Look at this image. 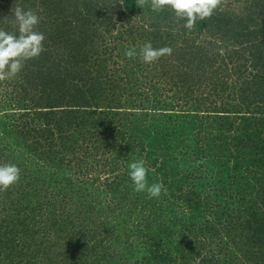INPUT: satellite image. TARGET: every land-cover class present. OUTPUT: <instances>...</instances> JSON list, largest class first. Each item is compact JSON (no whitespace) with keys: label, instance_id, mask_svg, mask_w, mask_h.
<instances>
[{"label":"trees","instance_id":"16d2710c","mask_svg":"<svg viewBox=\"0 0 264 264\" xmlns=\"http://www.w3.org/2000/svg\"><path fill=\"white\" fill-rule=\"evenodd\" d=\"M27 1L30 0H0V31L20 37L14 10L21 7L37 14L39 22L33 30L44 35L38 55L29 56L25 50L0 68V73H5L6 79L13 80V85L21 90L14 95L15 89H11L9 101L3 99L8 107H12V101L19 102L13 114L11 108L0 110V165L15 163L20 168L19 180L0 190L2 264H229L230 260L217 257L223 246L221 239L215 240L213 235L218 232V226H213L216 224L203 225L184 218L187 225L181 229L178 226L182 220L170 216L177 206L164 195L168 169L163 160L151 159L148 164L163 173L162 178L161 175L152 177L151 173L147 177L149 184L162 182L159 197L133 190L128 164L136 160L133 155L137 145L132 139L139 134L142 139L166 137L165 141H169L166 146L177 152L178 159L185 156L194 163L195 157L188 151H197V146H190V139L184 133L200 135L194 119L205 114L211 126L219 125L222 132L227 131L218 146L224 149L230 145L228 152L235 158L230 170L240 174L246 172L244 165L247 168L262 165L264 21L260 29H253L248 20L255 16H262L264 20V0H255L248 7L243 5L238 9L227 1L211 16L202 21L197 19L194 28L183 27L175 32L166 31L165 24L171 23L168 20L177 23L186 18L176 19L171 7L154 11L150 1L142 2L149 11V26L131 22L128 14L134 12L136 5L123 11L113 0L103 6L96 1L91 5L90 0H41L44 9L40 14L35 3L26 4ZM82 5L87 7V13L79 9ZM142 5H137L138 9H144ZM57 6L66 8L69 17L63 12L60 16L54 15L59 10ZM256 6L261 7V13L254 10ZM102 26L106 31L122 26L117 37L121 42L124 38L132 42L131 48L137 53L149 42L157 49L170 47L172 53L146 63L139 55L126 56L129 48L125 47L116 52L127 60L129 67H125L119 57L112 58L115 49L107 43L104 32L101 35ZM234 29L240 32H233ZM202 31H215L217 35L212 41L198 44ZM94 33L100 36L98 44L93 41L97 40ZM176 34L183 38L180 44L174 37ZM235 34L242 35L237 42ZM13 61H18V70L14 73L10 71ZM218 62L214 71L206 67ZM241 65L248 68L251 77L243 78L238 95L234 90L235 81L222 85L218 91L217 78L233 80ZM225 89H228L224 93L226 97L221 94ZM213 91L222 106L216 105L209 95ZM216 167L217 172L211 169L214 178L206 173L210 172L209 168L196 167L204 175L200 176L199 187L210 185L213 180L221 182L222 170ZM92 169L106 176L100 190L85 193ZM84 172L88 175L86 180L75 175ZM236 178L234 175L233 179ZM98 179L99 176H94L92 181ZM233 182L228 186L221 183V190L213 195L215 201L220 198L227 201L233 196ZM190 188L195 189L193 184ZM50 190H54L51 195ZM223 190L230 191L231 195L225 196ZM49 195L52 200H48ZM173 197L176 201L184 198L192 211L202 204L199 194L191 190L183 197L173 191ZM95 203L100 206L96 207ZM219 204L215 206L219 219L218 214L234 213L232 205ZM91 208L94 212L89 217ZM36 210L37 217L44 213L48 216V222L44 223L47 226L31 227L30 220L35 215L32 213ZM84 218L87 221L80 223ZM152 218L156 220L149 221ZM232 223L234 226L235 221ZM21 224L24 229L18 226ZM188 229L195 236L187 235L188 239L182 243ZM209 237L215 245L208 242ZM49 239H52L50 249L46 252L44 248ZM241 240L245 248L235 261L263 264L264 241L248 244V239L235 236L229 242L237 246ZM198 245L200 249L208 248L210 254L202 255L198 263H193L192 249H198ZM43 253L42 259L39 255Z\"/></svg>","mask_w":264,"mask_h":264},{"label":"rangeland","instance_id":"374dc122","mask_svg":"<svg viewBox=\"0 0 264 264\" xmlns=\"http://www.w3.org/2000/svg\"><path fill=\"white\" fill-rule=\"evenodd\" d=\"M13 1V0H11ZM41 0H30L27 1L26 4L29 3H35V7H36V11L40 14L42 13L41 11H43L42 9H44V7L42 8L41 5H43L42 3L40 4ZM58 1V0H56ZM94 1H96L97 3H99L100 6L106 5V3H108L111 0H90L91 5H93ZM143 1H150L151 0H113V2H118V4L116 5H121L122 10H129L132 5H136L137 8H135L134 12H131L130 14H128V16H130V20H132L131 22H135L137 25L143 23L146 26H149L151 23V20L149 19V11L146 8V4H143ZM232 2L233 6H235V9L241 8V6L244 5V7H248L249 4H253L255 0H218V4L219 6H216V8L213 10V12L218 11L219 9H221L226 2ZM142 5L144 7V9H138L137 5ZM59 10H55L53 13L54 15H59L60 13H64L67 17H69L67 15V13H65L67 10L66 8L63 7H59L57 6ZM257 7V6H256ZM55 7H52V9L54 10ZM78 8V5H77ZM82 13H87V7H82L79 8ZM164 9H169L170 10V6L165 5ZM261 7H257L254 10L260 11L261 13ZM11 10V9H8ZM63 10V11H62ZM147 10V11H146ZM51 12V10H50ZM148 12V13H147ZM129 13V12H128ZM176 14V12H175ZM245 14H247L245 12ZM262 14H264V9L262 8ZM61 15V14H60ZM59 15V16H60ZM247 16V15H246ZM176 19H182L183 16L182 15H175ZM262 16H255L254 19L248 20V24L250 23L249 27H252L253 29H260L261 24L263 23L264 20H262ZM93 19V18H92ZM115 19L117 20V16L115 17ZM115 21V20H114ZM118 21V20H117ZM173 20H168V22L171 23H167L165 24L167 26L166 31L168 32H175L177 29H182L183 27H185V20L183 19V22L178 21L177 23L172 22ZM200 21V20H199ZM122 26H116V28L114 30H108L106 31V29H104V26H102V28H99V31L101 33V35L103 36V32H104V37L107 41V43L111 46H114L113 48L115 49V52H112V58L114 57V55L116 57L117 56L116 52H118L120 49L122 48H131V43L129 42V40L127 41L126 38H124L125 40L123 42H121L122 40H119L118 34H120L122 32L121 29ZM194 28V26L192 27ZM190 30V29H188ZM90 32V30H88ZM233 32H240V29H234ZM178 34V33H177ZM177 34L174 36L175 39H178L177 44L181 43L180 39H183L179 36H177ZM201 34V36H199V38L197 39V43L198 44H202L205 43V41L209 42L212 41L213 38L217 35V33L215 31H210V32H201L199 33V35ZM188 38L190 37V33H187ZM94 36L97 37V40H93L96 44H98V42L100 41V36L96 33H94ZM117 37V38H116ZM242 35H237L235 34V38L234 40L237 42L239 41ZM115 38V39H114ZM233 39V38H232ZM187 40V39H184ZM246 40V39H245ZM187 41H191V40H187ZM262 41V40H261ZM119 44V46L117 48H115L117 45ZM185 45V44H184ZM206 45V44H204ZM238 46V43L237 45ZM236 57L240 59L241 62H243L242 57H240L239 53H236ZM121 61V64H123L125 67H129L127 60L122 59V57L118 58ZM218 64H220L219 62L216 64H213V66H206L208 68H212V70H215V66H217ZM229 68H232V65L228 63L227 65ZM206 69V68H205ZM210 70V69H208ZM248 68L243 67V65L240 66V70L237 73V75L235 74L233 80L230 79H226L224 80L222 78V80H220V78H217V82L218 85L216 87V89H221L223 86L222 85H226V84H230V82H236V88H234L235 92L239 93V89L240 86H242V81L244 77H247L248 79H250L251 75L248 73ZM263 70L261 68V77H262V73ZM138 74L141 76V74L138 72ZM212 77H215V75H212ZM143 78V76H142ZM221 81H224L223 84H221ZM262 86V84H261ZM27 88H29V86H27ZM210 89H212V87H209ZM11 89H15V91H12L13 94L15 95L16 92L21 91L19 89V87L16 88V86L13 85V80H7L6 77L0 79V110L1 111H5V110H9L11 108L12 112L11 114H13L14 109L16 108L17 105H19L18 101H12L13 104L11 105L12 107H8L6 106L3 102H4V98L10 99V94H8V91H11ZM231 89V88H229ZM231 92V91H230ZM264 92V89H261V96H264V94H262ZM224 93H228V89H225L223 92L221 91V94L224 95V97H226L227 95ZM206 94V93H205ZM212 98L215 99L216 105L222 106L223 103H220V99H218V96L215 94V92L213 91V93L209 94ZM15 99L17 96H14ZM26 97H28L26 95ZM18 100H22L21 97H17ZM11 101V100H10ZM23 103L25 104H29L26 101L22 100ZM10 103V102H9ZM190 115V114H189ZM201 116L200 118L194 119L195 123H196V127L198 132L200 133V135L198 134H194L192 132H185V138H189L190 141L189 145L190 146H197V151L192 152V151H188L190 152V154H192L195 157V161L194 163L191 164V162L189 161L188 158H186L185 156L182 157L181 159H178L176 157V151L172 148H168L166 146V144H168L169 141H165L166 137L163 138H159V140H155V139H148L146 137L143 138L142 135H137L136 137H134L132 139L133 143H135L136 146V151L134 153L133 156H135L136 160L137 159H143L145 161V165L147 167H149V173L148 176L154 177L155 175H162L163 173L160 170H156L155 168H150V166L148 164H150L151 159H158L163 160L166 163V167L168 169V174L166 177V185H164V195L165 197L168 199L169 202L173 203L174 206H177L176 208L173 209V212L171 213L170 216H174L177 217L179 219L182 220L181 224L178 226V228L183 229L184 225L186 227L187 224H185V222L183 221V219L185 218L188 221H194L197 223H201L203 225H205L207 222L209 225L216 224L213 226H218L217 227V233L213 234L215 240H219L221 239V244H222V253L217 254L218 258H225L230 260L229 264H241V262L239 260L235 261V258H239L242 255V248H245V246H242V244H244L241 240V242L238 243V245H233L231 244V242L235 239V236H239L241 237V239L247 240L248 244L249 242H256L258 243L260 240L264 241V160L262 162V165L258 164L256 167L253 166H249L247 168L246 165H244V169L246 172H241L236 173L233 170H230V166L232 165V163L235 161V158L231 157V154L228 152L230 145H226L225 148L223 149V147L221 148L219 145V143H221V138H223L222 134L225 135L227 133V131L222 132L223 130L220 129L219 125L216 126H211L209 124L208 120H205V114H201L199 115ZM236 125V124H235ZM231 134V131H230ZM169 136V135H166ZM170 137V136H169ZM150 138H152L150 136ZM192 139V140H191ZM231 139V137L229 138ZM192 141V142H191ZM163 142V143H162ZM231 142V141H230ZM229 142V143H230ZM162 146H165L166 149H164ZM160 148V150L158 149ZM139 149L144 150L143 152H139ZM264 149V135L261 133V150ZM183 151H185V149H183ZM264 153V152H263ZM138 154V155H135ZM196 156H195V155ZM178 161H177V160ZM92 160V159H91ZM225 161V162H224ZM239 161V160H238ZM241 162V161H240ZM261 163V162H260ZM192 165H194V167H192ZM216 165L219 168V171L222 170L221 173V182H217L216 180L210 184V185H206L205 187L201 188L199 187L200 183L202 182V180L200 179V176H204L202 171L197 172L196 167L197 166H205L206 168L210 169V172H206L208 173V175L211 176V178H214V176L212 175L214 172H217L216 169ZM256 168V169H255ZM211 169L212 170V174H211ZM255 170V173H254ZM98 171L97 169H92L89 171V173L92 175V178L94 176H99V179L96 180L97 182H93L92 178L91 179H87L88 175H86V173H76L75 175H77L79 178L84 179V180H88V184H87V189L85 190V193H91V192H96V190H100V188H102L103 186V181H104V177L106 176L102 171L96 172ZM249 173V174H248ZM234 175H236V179H233ZM218 177V175H216V178ZM246 178V180L244 179ZM249 179L248 184L246 183V181ZM251 179V180H250ZM233 180H235V182H233L235 184V186L233 187V190L231 191V193H233V196L231 197L230 195V191L228 192V190H223L222 194H225V196H230V199L226 201V199H216L217 201H215V198L213 195L217 194V192L221 187V183H227V186L229 185L230 182H232ZM195 183V184H194ZM193 184L195 189L193 190L192 188H190V185ZM196 185H198L196 188ZM220 185V186H219ZM249 185V186H248ZM219 186V188H218ZM253 186V187H252ZM178 189V190H177ZM195 191L197 194H199V198L201 200V206L199 208H197L196 210H190L187 205L186 202L184 200V198H179L178 201H176L175 199H173V191L175 192V195L181 194L182 197L186 195V193H188V191ZM215 191H217L215 193ZM239 191V194L237 193ZM48 193H50V195L52 193H54L53 191H48ZM50 195L48 196V200H52V197L50 198ZM105 197H103L104 199ZM219 200V201H218ZM88 202V201H87ZM224 203L225 206H227L228 204L232 205L233 208V212L230 211H226L222 214H218V216L221 217V219H219L217 217V213H216V209L217 207H215L217 205V203ZM96 207L100 206L98 205V203L94 204ZM220 205V204H219ZM46 206V205H44ZM237 206V207H236ZM241 206V207H240ZM94 207V206H92ZM248 207V208H246ZM46 208V207H44ZM246 208V211H244V209ZM35 214L33 219L30 220L31 222V227L36 226V228H41L43 226H47L44 223H47V219L48 216L45 215H39L41 218H39V216L37 217V214L39 213V211H34ZM94 212V209L91 208L90 210V216L92 217ZM148 213V212H147ZM21 215V214H20ZM96 216V215H95ZM232 217V218H231ZM153 219V218H152ZM49 220V219H48ZM156 219L150 220L149 221H155ZM87 221V218H84L81 222ZM235 221L234 226L231 225L233 224L232 222ZM205 223V224H204ZM24 224V223H23ZM18 225L20 228H23L22 225ZM149 225H153V223H149ZM156 225V224H155ZM232 226V227H231ZM197 227V226H196ZM232 229H231V228ZM24 229V228H23ZM50 230V229H49ZM48 230V231H49ZM228 230V231H227ZM188 234H186V236L183 238L182 243L186 242L187 235H189L190 237H193L195 235H193V233H191V231L188 229ZM196 231H198L196 229ZM203 234V232H201ZM24 234V233H22ZM200 236V234L198 235ZM210 236V235H209ZM225 237V238H224ZM56 239V237H54ZM187 238V239H186ZM233 238V239H232ZM52 239H49L48 244H46L44 250H46V252L50 249V242ZM243 240V241H244ZM175 242H178L177 240H175ZM208 242L211 243V245H215V241L212 242V239L209 237ZM237 243V242H236ZM235 243V244H236ZM191 244V243H190ZM247 244V243H246ZM193 246V245H192ZM236 246V247H235ZM197 247H199L198 249H192V261L193 263H198L199 258L204 255V254H210L208 248L206 250H204L203 248L200 249V246L198 245ZM264 249V246L263 248ZM198 251H200V253H198ZM264 254V252H263ZM40 258H42V256H45V254H41L39 255ZM8 257V256H7ZM6 258V257H4ZM43 259V258H42ZM192 261H190V263H192ZM3 261L0 260V264H2ZM224 263H226V261H224ZM264 264V263H263Z\"/></svg>","mask_w":264,"mask_h":264},{"label":"clouds","instance_id":"9594fccd","mask_svg":"<svg viewBox=\"0 0 264 264\" xmlns=\"http://www.w3.org/2000/svg\"><path fill=\"white\" fill-rule=\"evenodd\" d=\"M218 0H151L150 7L154 11H159L165 5H169L177 15L186 18L185 28L191 29L197 19L204 20L211 16L216 8ZM14 18L19 26L20 37H14L6 32L0 31V68H3L8 60L20 53L27 51V55L35 56L41 51V41L44 39L42 33L33 30L39 22V18L32 10H24L16 7ZM170 47L153 48L151 43H145L137 53L135 48L125 51V55L133 57L139 55L141 59L150 63L163 55H170ZM18 70V61H13L10 71L14 73ZM5 73H0V79L5 78ZM128 176L132 182L133 190L136 192H146L149 197H159L163 189L162 182L148 183V168L143 159L133 160L128 164ZM20 168L15 163H5L0 165V190L6 189L19 180Z\"/></svg>","mask_w":264,"mask_h":264}]
</instances>
